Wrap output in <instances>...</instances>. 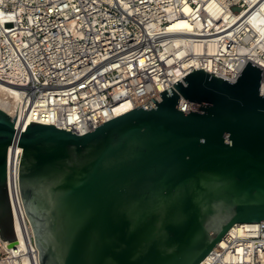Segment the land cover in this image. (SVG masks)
Instances as JSON below:
<instances>
[{
  "label": "water",
  "instance_id": "95a60500",
  "mask_svg": "<svg viewBox=\"0 0 264 264\" xmlns=\"http://www.w3.org/2000/svg\"><path fill=\"white\" fill-rule=\"evenodd\" d=\"M83 135L30 122L0 88V239L21 253L9 145L39 264H199L235 224L264 222V70L202 69ZM183 99L196 110L180 111Z\"/></svg>",
  "mask_w": 264,
  "mask_h": 264
},
{
  "label": "built area",
  "instance_id": "2783aa9c",
  "mask_svg": "<svg viewBox=\"0 0 264 264\" xmlns=\"http://www.w3.org/2000/svg\"><path fill=\"white\" fill-rule=\"evenodd\" d=\"M263 10L264 0H0V87L19 101L14 129L35 122L83 135L119 116L117 104L132 110L207 65L233 82L250 62L241 53L255 39L249 20ZM20 155L9 145L6 191L24 239L18 254L0 239V264H37ZM199 264H264V239L230 228Z\"/></svg>",
  "mask_w": 264,
  "mask_h": 264
},
{
  "label": "bare ground",
  "instance_id": "6f19581e",
  "mask_svg": "<svg viewBox=\"0 0 264 264\" xmlns=\"http://www.w3.org/2000/svg\"><path fill=\"white\" fill-rule=\"evenodd\" d=\"M263 14H264V10H263ZM230 15H234V17H236V13H234L233 11L226 12V16H230ZM249 24L253 28L254 31L253 34L255 39L254 40L252 39L250 47L245 50L242 49L241 53L246 54L250 62H254L255 64H258L260 66H264V17L251 19L249 20ZM197 49L198 46L195 45L194 50L196 51ZM180 55L181 54L179 53V57ZM181 65L182 67H185V62H182ZM205 70L207 72L212 73L213 71L212 65H207L205 67ZM1 89L5 91V89L3 88ZM131 108L132 105L129 102L125 101L122 102L121 104H117L113 109V113L115 116H117L130 110ZM13 227H14L15 236L17 238V242L21 244L24 239V234L17 218H15L13 222ZM231 228L237 229L238 232H242V233L246 232L247 235L258 236L264 239V222L236 224ZM35 262L38 264V258L36 257H35Z\"/></svg>",
  "mask_w": 264,
  "mask_h": 264
}]
</instances>
